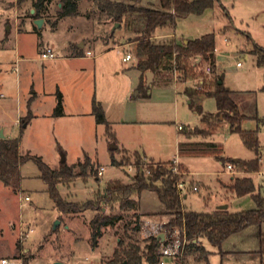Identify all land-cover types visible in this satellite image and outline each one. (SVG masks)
<instances>
[{
	"label": "rangeland",
	"instance_id": "374dc122",
	"mask_svg": "<svg viewBox=\"0 0 264 264\" xmlns=\"http://www.w3.org/2000/svg\"><path fill=\"white\" fill-rule=\"evenodd\" d=\"M34 1L27 0L19 4L18 0H0V68L4 70L0 80L6 79L0 89V94H4L0 96V133L3 131L7 137L19 139L21 155L41 156L52 168H57L63 158L69 165L83 162L86 168L77 166L74 171L84 172L85 175L76 177L70 184L59 185V189L67 200L84 203L109 182L119 180L130 183L138 171L149 173L150 163L155 165L157 161L143 157L138 166L136 155L120 149L113 140L117 137L119 127L107 133L104 125L90 123L87 116L82 118V125L73 128L67 125L59 136L52 134L51 122L44 118L25 129L21 128L16 121L19 116L17 106L20 102L25 104L36 90L39 112L50 115L57 106L59 92L62 94L64 91L70 109L77 105L83 110H90L93 99L101 101L102 98L107 105H111L112 118H119L120 109L122 116L129 119L135 113L131 108L136 103L134 94L138 89H134L125 99L124 93L126 87L138 79V72L132 67L138 58V47L136 44H126L131 35L129 31L121 25L114 28L116 22L93 0H81L80 18L66 21L75 28L69 38L74 42L81 40L86 45L82 48V57L64 58L59 47L64 31L55 29L61 17L59 3L62 0L49 3L51 6L44 16L50 22L46 21L42 28L29 20L22 24V19L30 15V6ZM127 1L139 6L160 7V0ZM17 10L19 18L15 13ZM66 21L62 23L63 28ZM173 33L178 42L206 33L215 34L216 68H211V72L207 73L206 68L211 65L200 59L198 69L186 79H182L179 72H173L172 83L176 82L182 93L187 87L211 91L216 88L215 82L222 75L224 86L235 92L234 98L241 112L246 115L241 123L242 128L259 130V153L256 154L255 150L245 145L241 134L232 131L229 121L223 116H214L212 126H202L201 115L190 107L187 100L178 97L176 101L173 87L159 82L151 84L148 99L140 100V107L147 109L145 113L155 114L162 121L149 131L143 128V131H147L143 135L145 146L149 152H153L150 154L158 156L157 150L162 149L163 152L159 151L161 158L173 159L177 154L174 121L183 124L181 135L193 131L194 138L218 142L222 145V157L209 155L203 159H186L193 174L192 179L196 182L188 180L189 173L184 171L185 165L178 163L184 168L178 174L179 179L187 184V198L181 195L183 211L211 212L217 209L224 198L231 211L256 208L257 204L250 194L237 196L223 187L221 182L232 180L234 174L227 168V164L232 162L236 166V175L252 177L257 192L264 196V175L259 173L263 170L264 162V65L257 63V54L253 52L257 44L264 47V0H216L203 14H188L178 18ZM41 35L44 36L45 44L54 49L57 60L44 61L41 58V52L38 51ZM156 40L174 41L173 37H157ZM17 45L20 50L18 55ZM89 50L91 54H87ZM129 52L135 55L134 58L132 55L133 59L124 61L123 57ZM23 57L38 59L30 61L21 59ZM112 87L115 89L116 104L110 103L109 88ZM202 105L205 112L217 115L214 97L206 96ZM194 128L204 131H194ZM130 130L127 128L122 132L128 134ZM112 144L117 146L116 149L111 150ZM256 156L259 157V167L254 172L241 170L234 161L235 158L250 160ZM113 157L124 165H114ZM88 158L90 163L87 162ZM102 167L105 170L99 174ZM20 171L22 180L19 189L15 190L0 181V264H3V258L9 264H107L129 221H132L129 232L138 239L142 253L146 251L149 242L145 232L148 219L141 217V229L133 231L132 227L136 226L135 210L121 209L119 204L113 210H108V213L121 215L123 219L116 226L102 227L98 245L94 246L91 220L96 211L61 214L50 197L47 184L39 176L40 169L36 162L26 160L21 164ZM195 186L197 190H194ZM26 195L30 196V200L24 199ZM165 210L156 191H142L137 212L146 215L154 213L150 221L161 223L173 217L162 213ZM57 221L60 223L57 224ZM30 229L32 232L23 237L22 233ZM263 234L264 223L234 233L222 246L201 237L199 244L210 253L208 260L202 250L187 247L183 257L166 258L165 261L166 264H264V253L261 252Z\"/></svg>",
	"mask_w": 264,
	"mask_h": 264
},
{
	"label": "trees",
	"instance_id": "16d2710c",
	"mask_svg": "<svg viewBox=\"0 0 264 264\" xmlns=\"http://www.w3.org/2000/svg\"><path fill=\"white\" fill-rule=\"evenodd\" d=\"M27 0H18L22 4ZM53 0H36L33 3L35 14L33 17L40 18L48 11V5ZM80 0H62L60 16H71L78 13V2ZM95 4L108 13L109 17L116 23H121L131 34L128 41H138L140 43V55L143 57L138 62V66L143 70L142 83L135 93L143 97H150V86L146 87L144 77L146 71H152L157 78V82L168 84L172 81L173 72L180 73L182 79H186L191 73L198 69V57L206 60L211 68H216V43L215 34L206 33L195 39H187L183 42L172 40L158 41L156 33L159 29H174L177 19L188 14H203L204 11L212 7L216 0H160V7L139 6L127 0H93ZM45 2L47 3L45 5ZM257 54V63L264 65V47L255 45L253 50ZM221 81V82H219ZM222 75L216 80L214 90H204L202 88L187 87L184 93L190 98V107L195 109L201 120L212 126L214 116L227 119L232 131L241 134L244 143L249 148L259 153L260 138L259 130H245L241 123L246 118L239 108L234 98L235 92L223 84ZM214 97L217 101V115L205 112L200 104L202 97ZM64 113L63 96L58 95V103L54 110L55 116ZM92 114L98 124L106 126L107 133H111V124L106 118L102 103L96 98L92 102ZM31 115L23 120V123L30 121ZM194 131H204V129L194 128ZM192 136L193 131L184 132ZM116 141V139H113ZM19 139L0 140V181L6 186L15 190L21 185L22 175L20 166L28 159L36 162L40 169V177L48 186L50 197L54 201L55 207L63 214L80 213L86 210L96 211V215L91 220L92 242L98 245L102 235V227L116 226L123 219L121 215L108 213L113 210L116 204L121 209L135 210L136 226L132 227L137 232L141 229L142 214L137 212L140 208V195L143 190L151 189L157 192L160 200L166 207L165 214L173 217L167 221L163 227L173 230L176 227L183 228L186 236L190 240L188 247L202 250L208 260L209 252L199 244L201 237H206L209 241L222 246L223 242L234 233L240 232L253 225L264 223V196L257 192V187L252 177H235L230 188L237 196L250 194L255 200L257 207L248 210L231 211L227 207H219L211 212L183 211L181 195L177 188L179 176L172 169L173 160L158 161L155 165L150 163L149 173L145 170L138 171L130 183L116 180L109 182L101 190L94 192V197L84 203L67 200L60 192L59 185L70 184L76 177L85 175L84 172L76 173L75 167L86 168L83 162L69 165L61 162L59 168L49 166L41 156L21 155L19 152ZM114 150V149H111ZM124 151L129 152L124 149ZM136 164L141 165L143 156L135 151ZM179 155L191 156H218L222 157V145L216 142L184 141L179 144ZM89 161V158L87 159ZM224 160V158H222ZM114 165H124L122 161L112 158ZM259 157L250 160L241 159L237 166L246 172H254L259 167ZM93 167V166H92ZM179 170L184 169L181 164ZM185 171V170H184ZM99 173V171H98ZM98 178V175H95ZM125 224L124 235L119 238L118 247L114 250L112 258L107 264H159L162 246L161 238L150 236L146 245V251L142 253L138 239L129 232V225ZM261 252L264 253V234L261 236Z\"/></svg>",
	"mask_w": 264,
	"mask_h": 264
},
{
	"label": "crops",
	"instance_id": "0c3cea01",
	"mask_svg": "<svg viewBox=\"0 0 264 264\" xmlns=\"http://www.w3.org/2000/svg\"><path fill=\"white\" fill-rule=\"evenodd\" d=\"M47 4V3H46ZM81 0L78 2V13L76 15H71V16H61L60 19L58 20V23L55 25V29L56 30H61L63 29L64 31V36L62 38V42L59 44V47H61L62 49V53H63V57L64 58H71V59H76V58H79V57H82L80 55H83V50L82 48L85 47V43L82 42L81 40H77V41H73L69 38V36L71 35V33H73L75 31V28H74V25H71L70 23H68L66 20L67 19H78L80 18V10H81ZM51 4L48 5V7L50 8ZM62 7V3H59V8L61 9ZM34 10V13L32 12ZM19 11H15L17 17L19 18ZM35 14V8L33 5L30 6V15L28 17H26L25 19H22V24H24L27 20L35 23V20L38 19V18H35L33 17V15ZM40 18H43L44 19V23L43 25L45 24L46 21H49L43 14L42 17ZM180 18V17H179ZM63 21H66L67 23L65 24L64 28L62 26V23ZM50 22V21H49ZM60 22V23H59ZM42 25V26H43ZM42 28V27H41ZM175 29V28H174ZM174 29H159L156 33V38L158 37H173L174 41L176 40V36L174 35L173 31ZM42 36V40H43V35ZM198 38V37H196ZM195 39V38H193ZM40 41L39 42V45H38V51L41 52L42 50V47L43 46H50L48 44H45L44 40L43 41ZM187 40V39H186ZM177 41V40H176ZM185 41V40H184ZM178 42V41H177ZM83 43V46H80V44ZM107 44V43H104V45ZM126 44L128 45H132V44H136V46L138 47V50H137V56L138 58L136 59V63L132 66L137 72H138V79L137 81H133L132 84L129 86V87H126V93H124L125 98L129 97V93H131L134 89H138L142 83V77H143V70L138 66V62L143 59V57L140 55V43L138 41H127ZM51 47V46H50ZM16 51H17V55L20 54V50H19V46L17 45L16 46ZM90 51V50H89ZM130 53V52H129ZM133 55V58H134V54H131ZM215 55H216V52H215ZM131 58V59H133ZM19 59V58H18ZM23 60H33V59H38V58H21ZM58 57L56 56V58L52 59V60H46V61H55L57 60ZM130 59V60H131ZM123 60H124V57H123ZM45 61V60H44ZM124 61H128V60H124ZM199 61V59H198ZM1 62L2 60L0 59V65H1ZM3 69L0 68V74L1 75H4L3 74ZM147 72V71H146ZM146 72H145V77H144V83H145V86H147L146 84V81H147V76H146ZM208 73V72H207ZM5 78V77H4ZM6 79H1L0 80V89H1V86H3L4 82H5ZM18 80V78H17ZM157 78L156 76L154 75L153 77V81L151 82L152 83H156L157 81ZM204 81V80H203ZM203 81H201V85H203ZM151 84L149 86H151ZM161 85H170L173 87L174 89V93H175V99L177 101L178 97H183L185 100H187V102L190 104L191 103V100L190 98L186 97V94L185 93H182L180 88L178 87L177 83H172V81L168 84H163V83H160ZM123 87H121L122 89ZM120 89V90H121ZM119 90V92H120ZM109 91H110V95L109 97L111 96L110 98V103L112 104L113 102H115L116 104V99H115V89L112 87V88H109ZM33 95L30 96L27 100H26V103H22L20 102L17 106V111H18V118H16V121L19 123L20 127L21 128H27L29 125H32L34 123H36L37 121L39 120H42L43 118L46 119V120H50L51 122V132L53 135H60V131H63L64 128L67 126V125H70V127H77V126H80L82 125V118L84 116H87L88 120L90 121V123L92 124H98L96 122V119H95V116L92 114V107L90 110H83L81 106H77L75 105L74 108H68V104L66 102V99H65V92L63 91L62 92V95H63V104H64V113L61 115V116H55L53 113H54V109H53V112L50 114V115H45V114H41L39 112V107L37 106V96H38V92L35 90L32 92ZM136 93V92H135ZM0 96H4L3 93L0 94ZM20 97V94L18 95V98ZM132 97V96H131ZM206 96L202 97L201 101H200V104L202 105V102L204 100ZM37 98V99H36ZM134 98L136 100V103L132 106L131 109H134L135 113L134 115H131V118H124L122 116V111L119 109V118H112L110 115V106L111 105H107V102L104 101V99L101 98V103L103 105V108H104V111H105V114H106V118L107 120L110 122L111 124V129L115 128V127H119V131L116 132V136L115 139H116V142H117V145L119 146L120 149H125L131 153L137 151V152H140L142 154V156L144 158H148L150 160H154V161H169V160H174V159H177V161L179 163H182L183 165H185L186 167V173L188 172L189 175H188V180H192V181H195L193 180V174L191 173L189 167L187 166L186 164V159L187 158H206L208 156H191V155H185V156H180L179 155V144L181 142H184V141H197V142H215V141H212L211 139H198V138H194L193 136H190V135H187L184 133V135H181L180 134V130L178 128V125L181 124H176V122L174 121V124H175V131H176V135H175V139H176V144H177V154L174 155L173 159H163L161 158V156H159V153L162 151L161 150H157L156 154L158 156H155L154 154H150V153H153V152H149V149L146 148L145 146V141L143 140V135L145 136V134L147 133V131H143L144 127H146L145 129H147L149 131L150 128H153V126H156L158 123H161L160 120H158L156 117H155V114L153 115H149L147 113H145V111H147V109H143L140 107V100L141 99H148V97H143L141 94H139L138 96H135L134 94ZM136 105H138L137 107H135ZM203 106V105H202ZM113 108H111L112 110ZM218 110V109H217ZM31 115V118H30V121L28 123H23V120L27 119L28 118V115ZM90 118V119H89ZM202 126H204L205 124H207L206 122L202 121ZM98 125H103V124H98ZM105 126V125H104ZM71 128V129H72ZM106 128V126H105ZM127 128L131 129L128 134H125L124 132H122V130H127ZM133 128H137V129H133ZM140 128V129H139ZM107 130V129H106ZM212 130V128H211ZM1 138V137H0ZM4 138L6 139H13V138H10V136H4ZM218 143V142H216ZM145 146V147H144ZM160 151V152H159ZM19 152H20V143H19ZM163 152V151H162ZM236 159V158H235ZM239 161L241 160V158H238ZM235 161V160H234ZM239 161H235V162H239ZM62 162V161H61ZM60 162V164H61ZM232 163V162H230ZM59 164V166H60ZM68 164V163H67ZM73 165V164H71ZM58 166V167H59ZM57 167V168H58ZM235 164H234V169L233 170H230L228 169L230 172H232L234 175L232 176V180L230 182H221L223 187H225L227 190L230 189L231 191H233L231 188H230V185L232 184L233 180L235 177H237L236 175V170H235ZM21 168V166H20ZM105 170V167L103 169V172ZM235 172V173H234ZM241 173H243L241 171ZM103 174V173H102ZM39 176H40V173H39ZM242 176H246V175H242ZM196 182V181H195ZM198 183V182H197ZM234 192V191H233ZM188 194L185 192L184 194V198H187ZM225 197V196H224ZM223 199V198H221ZM227 206V208H229V204L227 202V200H225V198L223 200H221V202L217 205V208H219L220 206ZM230 209V208H229ZM166 211V210H165ZM141 212V211H140ZM162 213H165V212H162ZM142 218H147L148 220L147 221V228L145 229V232H147V235L149 233H155L158 228L160 226H162L163 224H165L168 220L165 219L164 221H162L161 223L159 222H151L149 218H153L154 215H151V214H154V213H149L150 215H146L144 213H142ZM166 216L168 214H165ZM168 217V216H167ZM167 220V221H166ZM150 225H149V224ZM4 259V258H3Z\"/></svg>",
	"mask_w": 264,
	"mask_h": 264
},
{
	"label": "built area",
	"instance_id": "2783aa9c",
	"mask_svg": "<svg viewBox=\"0 0 264 264\" xmlns=\"http://www.w3.org/2000/svg\"><path fill=\"white\" fill-rule=\"evenodd\" d=\"M87 54H91V51H87ZM41 58L43 60H52L56 58V53L54 49L50 46H43L41 50ZM132 58L131 53H128L125 57L124 60H130ZM241 63H238V66H240ZM206 71L209 73L211 72V67L208 66L206 68ZM178 128L182 130L184 128L183 124H179ZM174 166L172 167L173 171L177 174H180V170L178 168V161L177 159L173 160ZM227 168L230 170L234 169V164L233 163H228ZM104 167L99 171V174L103 173ZM261 175H264V162H263V170L259 172ZM177 188L180 193V195H184L187 189V184L184 180H178L177 182ZM198 187H194V190H197ZM26 201L30 200V196L26 195L24 197ZM164 225V224H163ZM160 226V229H158L155 233H149L148 236H157L159 233H164L165 239L162 241V246L160 248V255L161 259L159 264H166L165 259L166 258H180L183 257L185 254V251L190 243V240L186 236V231L183 228L176 229L174 228L173 230H167ZM32 232V229L29 230V232L22 233V236L24 235L28 236ZM3 264H9V261L7 259H2Z\"/></svg>",
	"mask_w": 264,
	"mask_h": 264
},
{
	"label": "water",
	"instance_id": "95a60500",
	"mask_svg": "<svg viewBox=\"0 0 264 264\" xmlns=\"http://www.w3.org/2000/svg\"><path fill=\"white\" fill-rule=\"evenodd\" d=\"M32 12L34 13V10H33ZM35 23H36L39 27H42V25H43V23H44V19H43V18H38V19L35 20ZM120 25H121V23H118V22H117V23L114 25V28H116V27H120ZM80 46H83V43L80 44ZM198 59H199V61H200L201 57L199 56ZM146 76H147L146 84H147V86H149V85L151 84V82L153 81L154 73H153L152 71H147V72H146ZM221 118H222V117H221ZM4 136H5V135H4L3 131H1V133H0V137H1V138H4ZM116 147H117L116 145L112 144L111 149H116ZM234 160H235V161H239L238 158H236V159H234ZM65 161H66V159L63 158L62 162H65ZM220 207H227V206L223 205V206H220ZM59 223H60V221H57V224H59ZM157 236H158V238H161V241H164V239H165V235H164V233H159ZM56 264H63V263H61V262H57ZM124 264H127V263H124Z\"/></svg>",
	"mask_w": 264,
	"mask_h": 264
}]
</instances>
